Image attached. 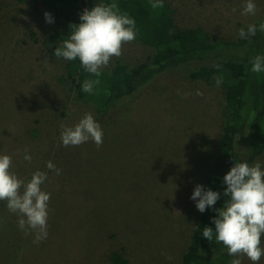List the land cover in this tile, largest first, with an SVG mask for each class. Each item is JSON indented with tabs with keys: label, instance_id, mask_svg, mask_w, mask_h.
<instances>
[{
	"label": "rangeland",
	"instance_id": "1",
	"mask_svg": "<svg viewBox=\"0 0 264 264\" xmlns=\"http://www.w3.org/2000/svg\"><path fill=\"white\" fill-rule=\"evenodd\" d=\"M165 1L180 26L200 25L227 41L264 15V0H254L255 15L242 14L246 0ZM45 11L42 0H0V154L12 157L10 170L19 178L45 172L41 187L50 194L48 235L40 242L0 201V264H109L114 249L128 264H180L201 213L190 197L216 169L223 123L219 78L204 85L188 74L213 61L168 69L97 121L42 43L55 29ZM153 52L133 40L102 69L133 66ZM85 114L100 124L102 145L63 146L62 125L74 126ZM257 162L264 169V149Z\"/></svg>",
	"mask_w": 264,
	"mask_h": 264
},
{
	"label": "trees",
	"instance_id": "2",
	"mask_svg": "<svg viewBox=\"0 0 264 264\" xmlns=\"http://www.w3.org/2000/svg\"><path fill=\"white\" fill-rule=\"evenodd\" d=\"M24 1V0H17ZM45 12L53 18L54 32L42 40L48 53L61 60L65 75L71 80L77 97L92 104L95 119L102 121L110 107L125 96L131 95L168 69L190 60H212L191 70L188 77L198 83L211 85L218 77L223 87V120L217 147V166L206 180L204 188L221 194L216 204L198 216L191 241L181 255L180 264H231L230 256L222 243L215 238L213 218L216 209L228 197L223 196L226 185L224 175L235 163L247 161L254 165L264 149V71L253 72L252 63L257 55L264 56V32L259 30L264 15L255 19V35L227 41L217 38L200 25L180 26L172 17V9L162 0L163 7L153 8L155 0H42ZM98 3H116L120 14L135 21V42L153 49V53L133 66L117 62L111 69H100V75L88 73L77 58L66 60L54 55L55 48L68 39L71 25L80 23V14ZM247 32V27H244ZM87 80L98 81L91 93L82 85ZM242 122L241 128L239 123ZM213 229V239L203 238L204 227ZM109 264H128L120 250H111Z\"/></svg>",
	"mask_w": 264,
	"mask_h": 264
},
{
	"label": "clouds",
	"instance_id": "3",
	"mask_svg": "<svg viewBox=\"0 0 264 264\" xmlns=\"http://www.w3.org/2000/svg\"><path fill=\"white\" fill-rule=\"evenodd\" d=\"M153 8L163 7L162 0H155ZM254 0H246L244 15H255ZM232 11H236L232 9ZM47 23L53 18L44 13ZM80 23L71 25V33L63 44L56 47L54 55L69 61L77 58L81 66L90 74L100 75V69L107 67L112 57L122 54L123 45L136 38L135 21L127 14H120L116 3H98L91 9H84L80 14ZM259 30L264 32V23ZM257 27L250 24L247 32L238 31L240 38L255 35ZM253 72L264 71V56L257 55L252 63ZM98 81L87 80L82 85L85 93L93 91ZM219 84L220 81L217 80ZM103 130L91 114L79 120L74 126L62 125L61 142L63 146H79L92 140L97 147L103 143ZM23 159L31 161L27 149ZM46 167L60 174V169L49 161ZM12 157L0 154V201L7 202L9 212L17 214L19 228L36 233L34 242L47 238L48 202L50 194L43 191L41 185L47 179L43 171H35L30 179L19 178L13 171ZM226 185L223 196L228 197L223 206L216 209L217 216L212 223L215 226L217 242L226 247L230 256L238 257L231 264H242L239 257L246 256L253 264H258L264 257V169L259 162L249 165L247 161L233 164L224 175ZM221 194L196 185L190 199L196 201V208L203 213L213 207ZM204 239L212 241L213 229L205 226L202 232ZM171 259V257H168Z\"/></svg>",
	"mask_w": 264,
	"mask_h": 264
}]
</instances>
